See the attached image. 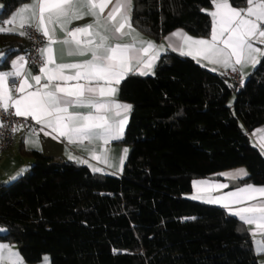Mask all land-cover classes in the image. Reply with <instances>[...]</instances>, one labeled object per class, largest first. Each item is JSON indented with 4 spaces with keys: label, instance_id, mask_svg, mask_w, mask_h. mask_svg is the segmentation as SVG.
<instances>
[{
    "label": "trees",
    "instance_id": "obj_1",
    "mask_svg": "<svg viewBox=\"0 0 264 264\" xmlns=\"http://www.w3.org/2000/svg\"><path fill=\"white\" fill-rule=\"evenodd\" d=\"M27 1L0 0V21ZM212 6L132 0L131 21L154 39L177 27L208 36ZM16 33H0V72L28 51ZM249 76L241 87L172 50L153 74H129L120 85L132 106L122 174L25 149L30 169L0 183V241L30 264L46 254L51 264H260L246 224L188 197L193 179L241 165L243 184L264 185V154L251 138L264 124V55Z\"/></svg>",
    "mask_w": 264,
    "mask_h": 264
},
{
    "label": "snow or ice",
    "instance_id": "obj_2",
    "mask_svg": "<svg viewBox=\"0 0 264 264\" xmlns=\"http://www.w3.org/2000/svg\"><path fill=\"white\" fill-rule=\"evenodd\" d=\"M246 2L249 7L238 10L231 6L229 0H211L214 10L208 12L212 18L209 39H194L182 32L173 33V35L180 36L185 44L198 46L196 53L203 59L230 67L233 71L236 70L235 65L243 68L247 63H255L256 54L264 55V52H261L259 47H254L252 42L258 40L264 43V40L260 39L264 38V27H262L264 26V0H246ZM109 3H112V0H30V3L23 5L12 19L4 21L5 24H14L19 18L21 29L35 28L46 38L45 46L39 50L44 61L39 67L40 74L31 77L36 85H41L42 76L46 82L36 87L34 91L26 92L25 89L32 88L33 85L25 78L19 87L15 88V91L22 95L14 97L13 89H10L7 83L8 78L14 75L20 76V68L27 63L23 56L18 57L12 61L14 71L0 72V106L6 111L10 107L14 108L16 116L32 117L38 124L47 125L53 131H59L61 135L67 137L69 142H75L77 139L99 138L107 144L109 140L120 139L127 116L118 121H109L106 114L113 108L127 113L132 106L102 99V97L115 95L118 88L112 85H119L129 74L148 75L156 56L145 61L141 53L146 54L156 46L148 41H141L139 48L134 44L111 43L113 39L130 36L135 29L132 27L130 18L132 0H116L108 15L102 17ZM83 9H87V12L85 13ZM122 9L124 11L121 14ZM85 14L94 17V23L68 30L67 25L72 20L81 19ZM118 14H120L119 21H117ZM102 18L107 21V24L101 25ZM107 25H111V35L107 34L109 32ZM57 26L65 33L63 40L55 39ZM126 27L128 31H124ZM9 31L11 29L0 27V33ZM16 34L28 35L23 30ZM81 35H86L89 39L82 41ZM58 43L65 46L68 56H84L90 53L91 58L82 62L57 63L53 45ZM181 54L192 55V52L181 49ZM2 56L3 53H0V57ZM141 64L143 68L136 67ZM66 69L76 71L66 75ZM53 81L57 83L53 84ZM68 81L77 83L68 86L66 83ZM99 81H104L105 85L93 83ZM73 106L91 109V111L87 114L70 113L68 110ZM116 114L119 115V113ZM0 127H3L2 123ZM26 143L38 146L39 141L38 139L28 140ZM94 158L97 157L94 156ZM104 160L107 162L106 157ZM24 171L25 169H21L17 176ZM236 175L247 176L248 173L245 169H239ZM254 193L264 195V186L255 187L249 184L236 192L226 194V197L218 198L216 202L228 198H234L233 202L253 199ZM224 206L227 208L229 205L226 203ZM230 214L246 225H256V229L251 232L253 236L256 231L264 232V202L231 210ZM254 245H257L255 247L257 255L264 253V241H254ZM5 251L8 252L7 256L4 255ZM5 259L10 264H23V258L19 257L18 253H12L8 245L0 244V260ZM44 259L47 261V257Z\"/></svg>",
    "mask_w": 264,
    "mask_h": 264
},
{
    "label": "crops",
    "instance_id": "obj_3",
    "mask_svg": "<svg viewBox=\"0 0 264 264\" xmlns=\"http://www.w3.org/2000/svg\"><path fill=\"white\" fill-rule=\"evenodd\" d=\"M232 7L240 10V9H247L249 5H245L242 7L234 5L231 0H229ZM30 3V0L21 4L5 21H8L13 18L14 15H16L19 10L22 8L23 5ZM116 3V0H112V3H109L108 6L104 9V13L102 14V17H106L108 13L112 10L114 4ZM132 7V5H131ZM214 7L212 6L209 11H213ZM83 11L86 13L87 9H83ZM124 9L121 10V14L123 13ZM130 18H131V10H130ZM120 19V14L117 15V21ZM4 21L0 22V27L11 29L9 32H19L23 29L20 28V19L17 18L16 22L14 24H5ZM94 23V17L91 15L85 14L83 18L78 20H72L70 24L67 25L68 30L77 28V27H84L87 24ZM101 25L107 24V21L105 19H101ZM132 23V21H131ZM109 28L108 35H111V25H107ZM132 27L135 29V32H133L130 36L125 35L123 37H119L116 39L111 40V43H120L122 45L124 44H134L135 47L139 48L141 47V41H148L152 42L156 47L152 48L148 51V53H141V57L143 60L147 61L148 59L152 58L153 56H156V59L153 61V67L149 74H153L155 70V66L159 60V58L167 51L172 50L178 53H181V49H183L185 52L191 51L192 55H187L192 57L194 60H196L201 65L205 66L211 71L214 72H221V69H226L230 67H224L222 64H214L209 62L208 60L203 59L202 56L197 55L196 48L198 46L185 44L184 41L181 39L180 36H174L173 33L182 32L187 34L188 36L194 38V39H209L210 35L208 36H201V35H195L185 28L177 27L171 31H169L167 34H165L160 39H154L153 37L145 34L141 30H139L136 26L133 25ZM102 31V29H100ZM124 31H128L127 27L124 29ZM138 34V35H137ZM135 37V39H133ZM65 38V33L60 30V28L56 27L55 32V39L56 40H63ZM80 39L87 40L89 39L86 35H81ZM261 40H264V38H260ZM43 44V47L46 43ZM254 44V47H259L261 49V52H264V43H260L258 40L252 41ZM42 47V48H43ZM54 47V54L56 58L57 63H75V62H82L84 60L90 59L91 54L88 53L84 56H68L66 54V48L64 45L61 44H55ZM23 56L26 60L25 54H21L18 56H15L13 60H16L18 57ZM263 55L256 54V62L255 63H247L244 65L243 68H241L240 65H235L239 71L242 73L243 77L249 76L251 72L254 70V68L258 65L259 61L261 60ZM195 57V58H194ZM235 58H233L234 60ZM27 61V60H26ZM44 62V61H43ZM49 67H53L52 65H49ZM138 68H143V64L136 66ZM14 71L13 65L10 71ZM21 75L20 76H10L8 78V86L10 89H13L12 95L14 97H18L22 95V93H18L15 91L16 87H19L22 80L27 78L28 82L33 85L32 88H26V92L34 91L36 87L42 86L46 81L44 80L43 76L41 79V85H36L35 81L32 80V76L40 74L39 73V67H35L33 65L24 64L22 68H20ZM76 70L75 69H66L65 74H73ZM31 73V75H29ZM42 75V74H41ZM13 78L17 79L16 86L13 84ZM123 81V80H122ZM120 82L119 85L113 84V87L118 88V92L111 96V97H102V99L106 100H113L116 103L119 104H126L131 105L129 102L122 100L120 98V85L122 83ZM57 83L56 81L52 82ZM68 86H72L76 81H68L66 82ZM80 83H84V81H80ZM98 83L102 86L105 85L104 81L99 82H93ZM70 113H76L81 112L84 114H87L88 111H91V109L87 108H78V107H71L68 110ZM130 111L127 113L123 112L121 109H111L107 114L106 118L109 121H118L122 119L124 116H127V122L124 126V131L122 134V137L118 140H109L107 144L104 143L102 139L95 138V139H77L75 142H69L67 137L60 134L59 131H53L52 128L48 127L47 125H42V129L37 133H32L30 131H24L21 130L16 135L15 141L13 145L0 157V183H6L11 182L15 179H12V177H18L17 173L20 172L21 169H25V171L22 173L24 174L27 170L30 169L33 160L25 154V149L27 150H38L43 152L46 155L56 157L59 160L62 161H74L79 164L87 165L92 170L97 171L99 169V172L108 173V174H116L121 175L123 171V167L125 164V161L127 159V156L129 154V146L122 142V139L124 138L125 131L129 122L130 117ZM116 113H119L117 115ZM55 137V138H54ZM251 138L255 145L262 151L264 154V124L257 126L251 131ZM39 141L38 146H33L32 143H26V141L31 140ZM125 150H127L125 152ZM97 157V158H94ZM72 157V158H70ZM106 157L107 162H105L104 158ZM239 169H245L247 173L249 174V170L246 166H236L232 168H228L225 170L220 171L219 173L209 176V177H201V178H195L192 181V190L188 194V197L190 199L203 202L206 204L216 205L219 207H222L226 209L229 213L231 210H235L237 208L242 207H249L253 204H257L260 202H264V195H260L258 193H254L253 199L243 200L240 202H233L234 198H228L226 200H220V202H216L218 198L226 197V194L231 192H236L239 188L246 187L249 184H243L242 179L246 178L247 176H238L236 175L237 171ZM225 173H229L232 175H224ZM21 174V175H22ZM20 176V175H19ZM230 180H238L240 181V185L235 188H228L229 187V181ZM201 182V183H196ZM223 186V187H217V186ZM255 187H261L264 185H253ZM198 197V198H193ZM211 201V202H210ZM228 204L229 206L226 208L224 205ZM249 232L251 234L252 231L256 229V225H247ZM0 233H3V231H0ZM253 238V248L255 251V247L257 245H254V241H264V232L256 231L255 236L251 234ZM0 244L8 245L11 249L12 253H18L19 257H22V254L18 248V246L14 243H5L3 241H0ZM256 253V251H255ZM5 256L8 255V252L5 251ZM257 255V254H256ZM259 263L264 264V253H261L257 255ZM43 259L35 264H51V260L49 257H47V261ZM0 264H10V262L5 260H0ZM23 264H30L25 261L23 258Z\"/></svg>",
    "mask_w": 264,
    "mask_h": 264
},
{
    "label": "built area",
    "instance_id": "obj_4",
    "mask_svg": "<svg viewBox=\"0 0 264 264\" xmlns=\"http://www.w3.org/2000/svg\"><path fill=\"white\" fill-rule=\"evenodd\" d=\"M23 31L28 33L26 37L29 48L27 53H25L26 60L28 64L40 67L43 64V58L39 50L43 47L45 37L37 32L35 28L25 27ZM235 68V71L232 68L221 69V73L238 85H241L244 77L236 66ZM16 82L17 79L13 78L15 86ZM0 123L3 124V127H0V157L13 145L19 131L24 130L37 133L42 129V125L38 124L32 117L16 116L15 109L11 107L6 111L0 106ZM13 128L17 130L13 131Z\"/></svg>",
    "mask_w": 264,
    "mask_h": 264
},
{
    "label": "water",
    "instance_id": "obj_5",
    "mask_svg": "<svg viewBox=\"0 0 264 264\" xmlns=\"http://www.w3.org/2000/svg\"><path fill=\"white\" fill-rule=\"evenodd\" d=\"M250 79V76H246V77H244V79L242 80V82H241V87H244L245 86V84L248 82V80ZM240 185V181H238V180H230L229 181V189L230 188H235V187H237V186H239Z\"/></svg>",
    "mask_w": 264,
    "mask_h": 264
},
{
    "label": "rangeland",
    "instance_id": "obj_6",
    "mask_svg": "<svg viewBox=\"0 0 264 264\" xmlns=\"http://www.w3.org/2000/svg\"><path fill=\"white\" fill-rule=\"evenodd\" d=\"M0 10H2V6H1V4H0ZM1 22V21H0ZM7 183V182H6ZM0 231H3V233H5V232H7V228L6 227H2L1 225H0ZM44 257H49L50 259H51V257H50V255L49 254H46Z\"/></svg>",
    "mask_w": 264,
    "mask_h": 264
}]
</instances>
